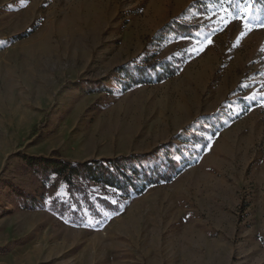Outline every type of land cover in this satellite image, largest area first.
I'll return each instance as SVG.
<instances>
[{"label": "rangeland", "instance_id": "1", "mask_svg": "<svg viewBox=\"0 0 264 264\" xmlns=\"http://www.w3.org/2000/svg\"><path fill=\"white\" fill-rule=\"evenodd\" d=\"M0 264H264L261 0H0Z\"/></svg>", "mask_w": 264, "mask_h": 264}, {"label": "trees", "instance_id": "2", "mask_svg": "<svg viewBox=\"0 0 264 264\" xmlns=\"http://www.w3.org/2000/svg\"><path fill=\"white\" fill-rule=\"evenodd\" d=\"M262 1V3L264 4V0H261ZM256 3H258V0H256ZM180 29H182V31H184V30H186V28H180ZM123 70V68H120V70H118L119 72H121ZM165 74V75H164ZM164 74H160V73H158L157 74V79L158 80H161V78H162V76H163V78H164V76L165 77H170V76H173L174 75V70L172 69L171 70V68L170 67H167L166 68V70H165V72H164ZM169 165H168V170H167V172H166V174L165 175H163V176H152V178L149 180V184H151V185H153V184H157V182L160 180V179H162V180H165V181H168V180H170L171 179V177H172V172H173V168L172 167H170L171 166V164H173V163H171V162H169L168 163ZM54 167H56V170H54V173H56V174H58V175H62V174H65V173H67V172H69L70 173V175H72V174H75V175H77V173H78V169H82L83 171H85V170H87V171H91V168H90V166L88 165V163H85V164H79V165H76V166H73V165H71V164H68V163H60V164H57V165H54ZM103 174H105L104 176H106V174H109V171L106 169V168H103L102 166H99V168H98ZM91 174V172H89V175ZM133 174L134 175H137V172L136 171H133ZM95 179H99V178H95ZM69 182V181H68ZM106 182H107V180H106ZM108 185H110V187H113V183H110V184H108ZM117 188H119V186H116ZM120 189V188H119Z\"/></svg>", "mask_w": 264, "mask_h": 264}]
</instances>
